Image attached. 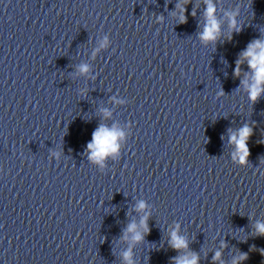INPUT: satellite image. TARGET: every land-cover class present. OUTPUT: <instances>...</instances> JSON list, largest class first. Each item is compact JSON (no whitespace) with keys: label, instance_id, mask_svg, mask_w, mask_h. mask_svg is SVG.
<instances>
[{"label":"water","instance_id":"water-1","mask_svg":"<svg viewBox=\"0 0 264 264\" xmlns=\"http://www.w3.org/2000/svg\"><path fill=\"white\" fill-rule=\"evenodd\" d=\"M34 0H0V264H22L36 130Z\"/></svg>","mask_w":264,"mask_h":264},{"label":"clouds","instance_id":"clouds-1","mask_svg":"<svg viewBox=\"0 0 264 264\" xmlns=\"http://www.w3.org/2000/svg\"><path fill=\"white\" fill-rule=\"evenodd\" d=\"M207 5L205 10L206 23L203 32H201L200 39L202 42L209 43L215 42L220 35V24L215 17L216 7L212 0H205ZM183 11V9H182ZM230 16V27L234 31H239L240 29L236 26L235 14H229ZM186 17L184 15L180 16V23H185ZM107 40L101 43V47H105ZM247 61L248 67L251 70V80L245 79L241 81L245 89L248 92V97L250 101L255 103L262 94H264V40L256 39L248 44L247 48L240 54V59L236 62L235 74L239 76L240 65ZM87 65H80L79 71L81 73L88 72ZM105 116H110L111 114L105 110ZM253 135V128L248 124H245L235 132H231L229 136V143L234 145L235 152L233 153L234 159H239L243 164L247 162V158L250 155L248 148V140ZM124 133L113 126L111 128L100 125L92 134V141L88 143L87 149L90 153L89 159L96 163H103L107 157H114L118 154L121 140ZM146 204L144 201H140L136 206L137 212H144L143 217L140 220L139 226L133 222L128 224L124 239L129 238L131 234V241L133 244L138 243L143 240L144 235L148 233L149 228L147 220L149 213L145 212ZM257 235L264 236V223L257 222L255 225ZM139 229H143L141 232ZM179 226L173 230L170 234V247L177 252L181 250L188 249V241L185 237L178 234ZM220 253H215L213 257L214 260H218ZM248 258L247 253H241L239 257L233 260V264H240L241 261ZM125 264H134L132 259L131 247L128 251L124 253ZM199 257L195 253H188L186 255L177 256L173 258V264H198Z\"/></svg>","mask_w":264,"mask_h":264}]
</instances>
